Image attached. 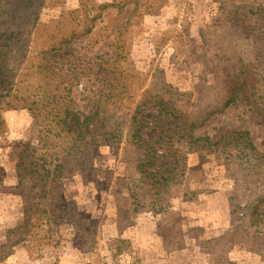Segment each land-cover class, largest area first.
Masks as SVG:
<instances>
[{
  "label": "trees",
  "instance_id": "trees-1",
  "mask_svg": "<svg viewBox=\"0 0 264 264\" xmlns=\"http://www.w3.org/2000/svg\"><path fill=\"white\" fill-rule=\"evenodd\" d=\"M49 2L0 0V138L4 140L2 111L6 110H27L31 126L37 129L35 144L21 141L11 147L16 171L13 185L5 184L0 163V193L19 195L23 213L32 212L45 224L77 218L80 213L61 195L63 174L79 173L99 189L110 188L116 217L128 227L135 219L132 203L140 192L144 196L147 186L151 188L145 192L150 211L160 216L157 226L162 247L171 253L191 249L204 237L202 226H187L178 234L169 207L187 173L188 155H212L220 162L223 175L232 180L236 197L231 226L203 238L204 243L216 261H223L241 244H256L264 252V211L260 209L264 150L257 148L249 129L235 127L216 138L194 134L235 105H241L249 119L264 129V0H214L212 21L200 30V42L191 36L189 24L181 23L177 34L186 47L183 54L202 65L192 74L189 90L176 89L171 83L150 79L148 72L121 64L124 40L120 34L106 56L79 54L60 60L55 53L91 34L93 25L86 22L81 27L73 22L76 11L65 13L67 23L61 24L62 14L40 22L39 15ZM128 5H132L125 23L129 30L133 16L141 14L142 0H112L93 7L116 9L115 19ZM90 16L84 14L87 20H95L99 13ZM60 24L65 27L56 31ZM92 98L96 101L90 111L79 109L81 101ZM59 138L74 143V160L60 153ZM123 140L122 151L129 155L124 159L138 173L135 179L147 180L137 190L126 178L114 177L109 171L103 180L98 177V148L111 145L119 149ZM118 240L123 245L119 242L113 255L128 248L124 239Z\"/></svg>",
  "mask_w": 264,
  "mask_h": 264
},
{
  "label": "rangeland",
  "instance_id": "rangeland-1",
  "mask_svg": "<svg viewBox=\"0 0 264 264\" xmlns=\"http://www.w3.org/2000/svg\"><path fill=\"white\" fill-rule=\"evenodd\" d=\"M110 2L112 0H50L39 15L40 22L58 19L62 14L61 24L67 23L65 13L76 11L73 22L81 27L86 22L93 25L91 34L66 45L55 53L57 58L65 60L70 55L79 54L84 57L106 56L114 49L112 44L120 34L124 40L121 64L148 72L150 79L171 83L176 89H191L192 74L202 65L191 62L183 54L186 47L177 31L181 23L186 22L191 36L200 42V30L212 21L214 0H142L141 14L133 16L129 30L128 27L125 29V23L132 13V5L126 6L115 19L116 9L93 7V4ZM85 13L90 17L99 13V17L89 21L84 17ZM61 24L56 31L65 27ZM76 89L80 90L79 87ZM95 101V98L81 101L79 109L86 113ZM2 114L6 131L4 140L0 138V145L2 140L5 141L0 163L4 167L5 184L13 185L16 171L15 155L9 154L11 147L21 141L35 144L37 129L31 126V116L25 109L6 110ZM235 127L249 129L257 148L264 150V129L249 119L241 105L225 109L194 134L216 138ZM124 141L119 149L111 145L98 148L95 157L98 177L103 180L104 173L109 171L114 177L126 178L137 190L147 180L135 179L138 173L124 159L129 157L122 151L126 145ZM58 144L63 156L69 160L76 158L74 143L59 138ZM219 167L220 162L212 155L197 152L188 155L187 173L177 186L176 196L170 200L169 207V216L176 218L178 234L182 235L187 226H202L203 238L208 239L231 226V206L236 196L232 180L225 177ZM62 184L61 197L75 207L80 217L50 224L43 223L32 212L25 215L19 195L0 193V264H264L262 248L251 243L233 247L223 261L214 260V252L203 238L191 249L166 253L157 226L160 216L152 214L145 196V192L151 189L147 186L145 197L140 196V192L139 199L132 203L134 224L124 227L116 217L115 197L110 188L99 189L94 183L86 182L79 173L63 174ZM260 209L264 211V203ZM238 222L236 219L235 223ZM116 238L124 239L128 246L119 255H113V252L116 245L119 242L123 245V242L115 241Z\"/></svg>",
  "mask_w": 264,
  "mask_h": 264
}]
</instances>
